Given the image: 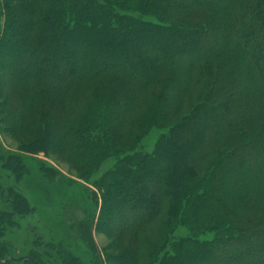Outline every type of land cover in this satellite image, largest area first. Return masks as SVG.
<instances>
[{"label": "trees", "instance_id": "trees-1", "mask_svg": "<svg viewBox=\"0 0 264 264\" xmlns=\"http://www.w3.org/2000/svg\"><path fill=\"white\" fill-rule=\"evenodd\" d=\"M1 16L12 116L28 125L40 104L57 110L39 113L40 141L20 152L46 154L59 137L65 152L90 144L94 160L124 132L155 129L150 154L121 156L96 183L112 221L136 198L150 201L117 232L164 215L152 261L168 250L159 264H264V0H0ZM7 160L16 171L19 158ZM5 194L24 215L20 192ZM94 216L78 228L83 241ZM178 227L186 235L174 239ZM135 243L117 264L135 262ZM8 249L0 245V259Z\"/></svg>", "mask_w": 264, "mask_h": 264}, {"label": "rangeland", "instance_id": "rangeland-1", "mask_svg": "<svg viewBox=\"0 0 264 264\" xmlns=\"http://www.w3.org/2000/svg\"><path fill=\"white\" fill-rule=\"evenodd\" d=\"M143 19L148 20L147 17ZM9 27L7 16H1L0 42H4L9 36ZM7 52L1 50L0 53ZM22 64L26 66L23 60ZM5 65L6 62L0 59V217L10 220V225L0 220V245L9 247L8 253L0 259L2 260L0 264L7 260H11L13 264H25V260L32 258L34 264H60L56 261L59 258L58 252H63L68 259L72 257L77 264H117L133 241L138 242L135 243L138 258L133 264H159L164 254H170V251L164 250L157 255L155 261L151 259L152 249L163 234L164 215L136 231L117 232L119 227L137 218L136 215L133 216L135 212L142 211L144 215L143 206L150 201L146 198H136L131 205L123 207L120 215L122 221L115 222L108 218L103 209L104 191H100L96 186L102 176L117 164L121 156L127 157L138 152L150 154L154 150L158 131L151 129L142 135L136 129L128 130L118 140L110 141L112 151L104 147L94 160L90 144L84 143L83 146L80 145L81 148L71 147L69 152H65L58 148L61 146L59 137L54 140V148L46 154L29 155L20 152L19 148L40 141L41 127L44 126L46 118L39 113L46 112L45 114L53 116L57 110L46 103L40 104L38 110H32L33 112L29 114L28 125L24 119L17 120L13 117L12 100L7 86L9 75L4 69ZM66 66L67 64L63 69ZM12 72L15 70L12 69ZM187 97L190 104L196 100ZM186 111L187 108L181 111L177 119H181ZM133 117L137 118L135 115ZM78 119L79 114L75 111L65 117L71 128L74 124L76 126ZM164 126V123L160 124V127ZM12 156L19 158V163L10 161V167L16 171L7 166V159ZM2 157L4 158L1 159ZM13 187L20 192L26 202L24 215H14L10 205L11 199L5 194L6 189ZM114 191L118 195L121 193L116 186ZM20 203H23L22 200ZM93 216L95 220L93 225L91 224V238L88 242L83 241L79 233V229L82 228L79 226L82 224L85 227L86 220ZM104 223L109 224L108 229L104 227ZM185 235L186 230L178 227L173 236L174 239H178ZM73 236L80 241L74 244ZM168 249L171 247L168 246Z\"/></svg>", "mask_w": 264, "mask_h": 264}]
</instances>
